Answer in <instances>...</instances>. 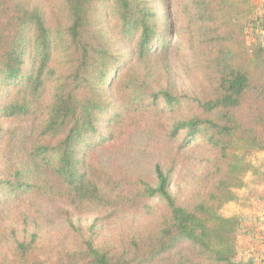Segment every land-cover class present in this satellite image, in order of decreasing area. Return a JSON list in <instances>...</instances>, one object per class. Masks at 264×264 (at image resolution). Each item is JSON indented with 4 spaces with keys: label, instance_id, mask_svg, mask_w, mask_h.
I'll return each mask as SVG.
<instances>
[{
    "label": "trees",
    "instance_id": "trees-1",
    "mask_svg": "<svg viewBox=\"0 0 264 264\" xmlns=\"http://www.w3.org/2000/svg\"><path fill=\"white\" fill-rule=\"evenodd\" d=\"M256 33L254 0H0V264H242L221 211L264 152ZM136 134L153 174L105 167Z\"/></svg>",
    "mask_w": 264,
    "mask_h": 264
},
{
    "label": "rangeland",
    "instance_id": "rangeland-1",
    "mask_svg": "<svg viewBox=\"0 0 264 264\" xmlns=\"http://www.w3.org/2000/svg\"><path fill=\"white\" fill-rule=\"evenodd\" d=\"M255 4L260 7L261 14L264 13V0H254ZM253 39H257L260 43H264V33H256L252 38L248 37V44H251ZM173 70L177 76L179 87L183 93L191 94L193 92L190 81L185 76L184 70L178 61L172 62ZM3 150L2 142L0 141V153ZM164 156L159 149L151 146L149 138L146 134H136L132 136L127 143L114 155H107L103 158V165L105 167H121L125 171L135 175H149L153 174L155 165ZM247 162L256 170V174L248 173L246 176L247 187L238 192V201L227 204L221 211V215L225 217L239 216L242 219L243 234L260 235L259 238L264 240V186L259 189L256 188V182L264 183V152L255 153L247 158ZM181 175V174H180ZM181 177V176H180ZM180 177L176 174L174 183L171 187V192L175 194L180 183ZM263 197V199H260ZM14 207H17L14 205ZM71 212L73 221L83 227H90L95 222L98 216L96 214L77 215L72 209L67 208ZM255 217L262 220L256 227L252 226ZM16 220L13 213L8 212L6 220L7 227L16 226ZM113 229V228H112ZM106 231V230H105ZM243 238H240L241 245H243Z\"/></svg>",
    "mask_w": 264,
    "mask_h": 264
},
{
    "label": "crops",
    "instance_id": "crops-1",
    "mask_svg": "<svg viewBox=\"0 0 264 264\" xmlns=\"http://www.w3.org/2000/svg\"><path fill=\"white\" fill-rule=\"evenodd\" d=\"M250 173L255 175L256 170L254 173L253 172ZM263 186H264L263 182L261 181L256 182V188L259 187V189H261ZM246 187H247V183H246ZM239 191L241 190H238L236 194H238ZM260 199H263V197H260ZM262 202L264 203V199L262 200ZM254 219L255 221L252 223V226L253 227H256L257 225L260 226L258 222L261 221L262 219L258 217H255ZM261 225L264 226V222L261 223ZM259 237L260 235L257 234H253V236L248 235L246 238H243V245H241L240 242L239 260L242 262V264H247L250 258H252L251 264H264V240L259 241L262 240V238Z\"/></svg>",
    "mask_w": 264,
    "mask_h": 264
},
{
    "label": "water",
    "instance_id": "water-1",
    "mask_svg": "<svg viewBox=\"0 0 264 264\" xmlns=\"http://www.w3.org/2000/svg\"><path fill=\"white\" fill-rule=\"evenodd\" d=\"M251 262H252V258L249 259V262L247 264H251Z\"/></svg>",
    "mask_w": 264,
    "mask_h": 264
}]
</instances>
